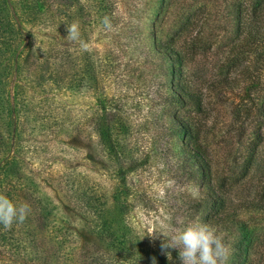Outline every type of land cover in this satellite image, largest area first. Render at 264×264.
Here are the masks:
<instances>
[{
  "label": "rangeland",
  "instance_id": "374dc122",
  "mask_svg": "<svg viewBox=\"0 0 264 264\" xmlns=\"http://www.w3.org/2000/svg\"><path fill=\"white\" fill-rule=\"evenodd\" d=\"M80 1L87 10L90 0ZM244 1L117 0L115 23L84 22L77 13L79 8L73 5L69 10L80 18L72 22L59 10L53 26L50 21L36 28L22 24L39 44L53 42L62 55H68L70 63L61 69L76 78L82 77L79 68L86 52L98 65L95 89L57 88L51 83L30 88L26 84L21 98L30 104L29 108L34 105L39 110L40 123L63 120L65 130H70L74 122L93 136L91 120L100 109L99 99L105 96L113 98L115 107L131 120L128 139L137 143L135 155L146 161L126 176L130 205L125 222L134 238L142 242L143 255L152 248L167 257L161 251L162 237L153 235L165 229L176 232L188 222L199 220L223 237L230 250L227 264H264V113L259 110L264 96V70L248 46L239 44L242 35L238 6ZM73 22L78 24L80 42L69 43L65 25ZM197 33L198 42L188 46L185 35ZM173 38L174 46L185 54L183 77L202 98V111L186 107V113L206 135L216 175L227 178L226 209L240 213L229 224L208 221L212 210L204 202L195 205L204 197L201 190L205 185L199 171L180 150L181 139L172 118L178 106L167 100L172 92L175 60L157 49L160 40ZM225 76L227 79H223ZM14 82L12 75L11 94ZM21 127V173L34 174L58 205L63 201L60 187L71 184L67 178L72 180L75 174L89 176L105 191L110 212H116L112 194L125 183L114 172L90 162L85 157V144L76 146L65 133L35 137L25 123ZM193 188L198 189L195 198ZM251 203L259 204V209L245 208ZM169 251L172 260L167 257V263L179 264L178 250ZM0 264H7L2 251Z\"/></svg>",
  "mask_w": 264,
  "mask_h": 264
},
{
  "label": "trees",
  "instance_id": "16d2710c",
  "mask_svg": "<svg viewBox=\"0 0 264 264\" xmlns=\"http://www.w3.org/2000/svg\"><path fill=\"white\" fill-rule=\"evenodd\" d=\"M73 5L79 8L77 13L81 19L89 24L105 25L117 21V0H90L87 10L80 0H0V194H5L17 206L27 204L30 207L23 223H14L10 229L0 225V251L7 264H153L155 257H158L155 264H168L167 257L158 249L148 248L145 255L141 254L142 242L139 237L134 238L131 227L125 222L130 205L126 176L142 167L146 160L135 155L137 143L128 139L133 124L115 107L113 98L99 99L100 109L91 120L93 136H89L88 129L74 122H71L74 126L70 130H65L63 120L55 119L47 122L48 125L40 123L39 110L34 105L29 108L30 104L21 98V90L25 91L26 84L30 88H43L48 83L57 88H98V65L91 53L84 54V62L79 68L82 77H77V82L73 74L61 69L69 65L68 55H62L53 42L44 46L39 44L22 26L30 23L36 28L46 21L52 22L53 26L59 10L72 22L79 17L69 10ZM238 13L242 35L239 44L248 46L257 65L264 70V0H245L238 6ZM199 34L185 35L188 46L198 42ZM173 41L174 38L160 40L157 49L175 60L172 92L167 100L178 106L173 109L172 118L181 139L180 150L185 153L186 161L199 171L205 185L201 190L204 199L196 201L195 205L204 202L212 210L207 216L208 221L229 224L240 213L226 209L227 178L216 175L206 135L204 137L201 128L194 123L193 116L186 113V107L202 111V98L201 94L191 90L186 76L183 77L185 54L174 46ZM12 75H15V82L11 94L9 80ZM259 110L264 113V96ZM24 123L35 137H59L65 133L72 137L76 146L82 142L81 145L86 146L85 157L90 162L122 178L125 185L112 194L116 212H110L105 191L89 176L71 173L74 179L67 178L71 184L60 187L63 201L58 205L55 196L43 189L34 174L21 173L18 156L24 152L21 140ZM259 206L251 203L245 208L259 209Z\"/></svg>",
  "mask_w": 264,
  "mask_h": 264
},
{
  "label": "clouds",
  "instance_id": "9594fccd",
  "mask_svg": "<svg viewBox=\"0 0 264 264\" xmlns=\"http://www.w3.org/2000/svg\"><path fill=\"white\" fill-rule=\"evenodd\" d=\"M66 39L69 43L80 42L79 27L76 22L65 25ZM86 48V45L81 44ZM195 198L198 189H192ZM30 212L27 204L17 206L5 194H0V225L10 229L14 223H23ZM154 238L162 237L161 251L172 260L171 250H178L179 264H227L230 250L224 243L223 237L215 228L199 220L188 222L182 229L169 232L160 230L153 235ZM155 264V260H153Z\"/></svg>",
  "mask_w": 264,
  "mask_h": 264
}]
</instances>
